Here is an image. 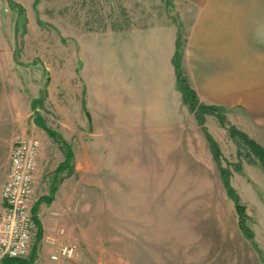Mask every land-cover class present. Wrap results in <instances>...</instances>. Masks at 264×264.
Here are the masks:
<instances>
[{
	"label": "crops",
	"instance_id": "0c3cea01",
	"mask_svg": "<svg viewBox=\"0 0 264 264\" xmlns=\"http://www.w3.org/2000/svg\"><path fill=\"white\" fill-rule=\"evenodd\" d=\"M72 10L75 72L79 83H85L84 102L76 108L87 107L91 123L87 141L81 133L79 141L74 137V158L77 153L87 155L89 169L139 170L145 167L140 157L149 155L153 169L199 168L206 177L216 165L222 183L221 167L228 168L230 183L246 205L253 236L240 228L236 210L197 217L193 229L216 234L207 240L200 235L201 244L194 249L199 255L189 254L193 251L186 248L184 264H257L256 259L264 264L262 163L257 157L254 164L242 160L227 167V161L238 162V139L215 113H206L200 123L178 87L174 64L180 39L182 73L200 103L220 108L228 123L264 149V0H72ZM1 24L0 18V36ZM87 37L120 47L118 81L107 68L97 66L94 53L83 49ZM111 50L109 55H115ZM15 53L13 48L11 62L21 64ZM35 61L23 65L38 68L42 87L45 73L41 69L49 72L50 68L40 57ZM12 69L16 70L15 65ZM5 72L0 65V86ZM41 87L29 104L32 113V101L39 97ZM80 120L74 117L75 122ZM209 135L218 144L219 160L211 151ZM113 155L119 161H113ZM56 201L60 203V185ZM62 214L52 213L51 218L41 220L37 211L35 234L39 225L41 239L32 264L43 263L40 253H49L54 260L52 255L61 246ZM132 246L131 251L142 250L141 245ZM98 259L79 247L72 259L55 260V264H95Z\"/></svg>",
	"mask_w": 264,
	"mask_h": 264
},
{
	"label": "rangeland",
	"instance_id": "374dc122",
	"mask_svg": "<svg viewBox=\"0 0 264 264\" xmlns=\"http://www.w3.org/2000/svg\"><path fill=\"white\" fill-rule=\"evenodd\" d=\"M14 1L17 7H12L9 0H0V65L6 69L0 86V190L8 175L13 141L19 136L33 135L41 143V162L35 174L31 205L38 203L42 196L50 195L55 185V201L51 204L41 201L38 210L41 220L51 218L52 213H64L60 217L61 246L73 245L75 253L79 247L85 252L90 250L99 258L95 264H184L186 248L193 251L189 254L199 255L194 249L201 244L200 235L207 240L216 232L193 229L195 218L235 213L234 200L218 178V167L214 164L208 177L199 168L185 166L156 170L152 156L145 155L140 157L145 167L139 170L89 169L87 155L77 153L70 168L57 173L59 161L65 159L63 142L37 127L32 117L43 116L45 124L59 133L72 150L74 137L79 141L78 133L88 140L91 123L87 107L76 108L77 103L84 102L85 83H79V73L75 72L78 68L73 53L77 43L73 39L72 0ZM20 7L25 9L23 16L18 14ZM14 25L16 31H13ZM82 44L83 49L96 55L97 66L107 68L118 81L120 47L117 43L87 37ZM13 48L21 64L11 62ZM110 48L115 55H109ZM39 57L50 68L44 74L46 83L42 84L46 91L42 114L32 113L29 107L41 87L39 70L34 64H30L34 67L23 65L30 59L38 62ZM13 65L16 70L12 69ZM74 117H80V122H75ZM233 137L238 139V162L227 161V167L242 160L254 164L257 156L248 144L238 135ZM80 139L83 145V138ZM113 156V161H119V156ZM59 185L60 203L56 201ZM36 243L34 234L31 247ZM136 244L142 250L131 251ZM39 259L44 264L56 263L49 253L48 256L40 253ZM256 263L260 264L258 259Z\"/></svg>",
	"mask_w": 264,
	"mask_h": 264
},
{
	"label": "built area",
	"instance_id": "2783aa9c",
	"mask_svg": "<svg viewBox=\"0 0 264 264\" xmlns=\"http://www.w3.org/2000/svg\"><path fill=\"white\" fill-rule=\"evenodd\" d=\"M36 136L17 137L10 149L8 175L0 191V262L29 256L36 225L32 212V196L40 153ZM73 245H62L54 260L71 259Z\"/></svg>",
	"mask_w": 264,
	"mask_h": 264
},
{
	"label": "trees",
	"instance_id": "16d2710c",
	"mask_svg": "<svg viewBox=\"0 0 264 264\" xmlns=\"http://www.w3.org/2000/svg\"><path fill=\"white\" fill-rule=\"evenodd\" d=\"M9 2H10L12 7L18 6L14 0H9ZM24 10L25 9L22 7L19 8V11H18L19 16H21V15L23 16V14H25ZM15 58L17 60V53H15ZM181 59H182L181 40L178 39V49H177L175 57H174V64H175L176 72H177L178 87L183 91V93L185 95V99L190 104L191 109L196 112V116H197L198 120L200 121V123L204 122V114L203 113L200 114L199 112L215 113L218 116V118L220 119V122L222 123V125L229 130V132L232 136L238 135L244 139V141L250 147L251 151L259 158V160L261 161L262 166L264 168V149L260 145H258L256 142L249 139L248 136L246 134H244L242 131L238 130L235 126L228 123L226 121V118L222 114V110L220 108H218L216 106L204 105V104L200 103L196 92L189 85V83L187 82L186 78L184 77V75L182 73ZM46 72L47 71L45 69L44 73H46ZM45 83L46 82L44 81L43 84H45ZM43 88L44 87H42L40 90V96L32 101V109L34 110L35 113H37V108L43 105V102L45 99L46 91ZM40 116L41 115H36L34 117L35 124H37L38 126L43 128L52 137L58 138L59 140L61 139V141L63 142V146L65 147V150H66L65 159L63 162L59 163V165L57 167V173H61L63 171H66L70 168L71 161L74 157L73 150L71 149L70 145L59 135V133L50 129L45 124L43 118ZM209 141H210V148H211V151H212L214 157L217 160H219L220 156H221V152H220V149L218 147V144L210 135H209ZM221 173H222V180H223L226 192L234 200L235 210H236V214L238 216V221H239V226L247 236L252 237L253 232L250 229V227L247 225L248 215H247L246 205L240 200L239 195L237 194V192L235 191V189L233 188V186L230 183V179H229L230 172H229V170L227 168L221 167ZM55 191H56V188H55V185H53L51 188V194L48 196H42L39 199V202L33 206L32 212H33L34 222L36 224H38L37 211H38L39 203L41 201L51 203L54 199L53 194L55 193ZM40 229L41 228L38 225V230H37V234H36L37 243L41 239V230ZM37 243L35 244L34 249L31 253L29 259H27V260H25V259H6L7 260L6 264H12V263L32 264L35 257H36Z\"/></svg>",
	"mask_w": 264,
	"mask_h": 264
}]
</instances>
